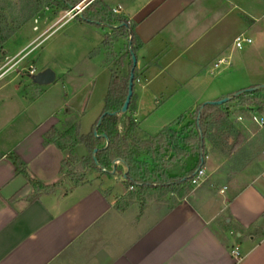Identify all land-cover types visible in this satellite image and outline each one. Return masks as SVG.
I'll return each mask as SVG.
<instances>
[{"label":"crops","instance_id":"0c3cea01","mask_svg":"<svg viewBox=\"0 0 264 264\" xmlns=\"http://www.w3.org/2000/svg\"><path fill=\"white\" fill-rule=\"evenodd\" d=\"M102 1L133 22L143 42L137 52L132 111L137 138L155 137L165 127L181 131L200 104L264 85L233 55L237 36L253 43L252 33L264 35V0ZM65 18L56 20V29L76 17L63 22ZM80 23L90 33L93 50L78 77L61 73L63 88L66 84L71 89H20L17 81L26 69L18 68L21 61L0 70V264H264V159L243 170L242 187L235 180L233 188L240 190L231 198L227 159L207 145L199 166L205 169V180L170 207L159 202L127 205L123 186L106 173L110 178L104 182L62 181L69 152L45 143V134L52 127L66 131L76 122L82 134L89 133L111 80L109 50L103 44L110 27ZM49 34H31L11 57L27 47L24 61ZM11 46L6 45L7 52ZM221 58L225 61L218 64ZM30 63L34 73L27 76L32 81L38 71ZM226 71L242 79L228 88L216 85ZM167 108L169 116L156 118ZM82 147H75L77 154ZM11 154L25 163L31 177L53 187L31 199L34 188L17 171ZM198 159V153L185 158L180 175ZM234 246L243 254L241 261L232 256Z\"/></svg>","mask_w":264,"mask_h":264},{"label":"trees","instance_id":"16d2710c","mask_svg":"<svg viewBox=\"0 0 264 264\" xmlns=\"http://www.w3.org/2000/svg\"><path fill=\"white\" fill-rule=\"evenodd\" d=\"M46 1L56 10H69L81 0ZM76 18L112 28L115 36L106 33L103 38V44L108 48L112 47L111 44L114 39L119 37L128 39L127 52L117 60V63L123 67L128 57L129 70L124 75L111 68V80L104 99L103 110L89 133H80V123L76 122L66 131H60L58 128L52 127L45 134V143H55L59 148L69 152L61 171L64 173L65 165H71L79 161L75 147L78 144H83L88 151V154L80 159L84 166L108 175L120 176L128 187H161L167 191H172L171 188L175 186L183 187L191 180L202 163L205 140L211 139L214 141L216 137V134L212 133L211 130L215 129L219 132L229 126L230 113L227 107H224L227 102L221 105L205 104L203 108H201L203 103L200 104L194 111L195 120L189 124L186 134L165 127L155 137L134 140L138 128L132 114L135 107L134 86L128 110L125 113L121 112L128 93L132 71L134 82L137 78V66L133 68L132 53L137 56V52L143 44L134 31V23L114 12L102 0L91 2L83 13L77 15ZM11 34L10 28L0 25V46ZM227 96H231V100H239L242 105L247 104L252 112L264 114V88L243 92L239 96H234V93H231L224 97ZM251 106H255L252 107L254 109ZM99 120L100 123L98 124ZM95 129L96 134L94 133ZM246 139V133L243 130H238L228 151L229 155L234 154L235 161L239 163L240 171L245 170L254 163L256 154L259 151L264 153V142H248L245 144ZM164 147L173 152L172 158L186 157L189 154L198 153L199 159L193 168L182 175L170 176L167 171V164L165 165L161 155ZM141 154H145L146 157L140 158ZM9 157L15 164L17 171L22 173L33 186L34 193L31 195V199L38 198L41 192L53 187V185H44L41 181L31 177L25 163L17 155L11 154ZM261 159H264V155L257 160ZM227 181L230 196L233 198L240 189L233 188L234 179L228 177ZM191 189L192 187H188V191Z\"/></svg>","mask_w":264,"mask_h":264},{"label":"rangeland","instance_id":"374dc122","mask_svg":"<svg viewBox=\"0 0 264 264\" xmlns=\"http://www.w3.org/2000/svg\"><path fill=\"white\" fill-rule=\"evenodd\" d=\"M66 12L59 13V9L57 12H55V8H53L46 0H0V25L3 27H8L12 31V34L8 37L4 44L0 46V70L6 72L14 66V63L21 61V65L18 66V68L26 67V69L23 70V74L19 76L20 79L17 81V83L22 84L20 89H49L50 85H53L50 89H71V87L66 84L63 88V84L60 82L61 73L65 71L64 76H66L69 71L70 74L76 75L78 77V75L87 69L89 65V57L86 54L93 50L92 41L87 39V35L90 33H88L89 31H87V29L82 26L80 23L82 20L79 21L78 18L73 19L69 24H62V26L56 29L55 22L57 19H61L65 16L66 18L63 20L64 22L67 18H69V16L66 15ZM21 17L22 19H20ZM105 30L109 31L110 34L115 36L112 28ZM50 32L51 34H49ZM45 33H48L49 35L31 50L33 53L24 61L23 51L27 47H25L15 57H11L16 48H21L23 44L30 40L31 34L33 36L38 35L40 38V35ZM251 36L253 38V43L248 46V49H246L247 45L243 47V50L242 48L241 50L237 48L236 53L234 52L233 54L235 56L234 59L237 61L240 60V62L245 61L249 65L248 69L250 73L255 75L257 78L264 79V35L256 37L252 33ZM113 41L114 42L111 44L112 47L107 48L109 50L108 63L111 68L116 69L121 74L126 75L129 70L127 64L129 58H126L125 65L123 67L119 66L117 60L127 52V39L125 37H119ZM7 44L12 45L8 52L6 51ZM17 44L21 45L18 46ZM241 53L243 54L241 55ZM30 62L35 64L36 70L38 72L46 69V66H48L47 68L52 69L56 74L57 83L52 82L42 86L32 83L30 78L27 76L28 72L31 70ZM18 68L16 67L10 74H8V77L6 76V78L8 79L13 74H15ZM241 79L242 78H237L231 73L227 74L226 71L224 75L218 78L216 85L222 86L223 88H228L237 80ZM1 82L2 81H0V83ZM5 89L14 88L11 86L5 87ZM231 99L226 104H224V107H227L230 113L229 126L225 128V130L219 132L215 129L211 130L212 133L216 134V137L214 141L211 139H206L205 147L208 145L213 153L226 157L227 160L225 162L224 170L227 173V177L237 180V185L242 186L241 181H243V178L241 177V173L243 170H239V163L235 161L234 154L229 155L228 151L230 150L235 134L238 130H243L244 133H246L247 139L245 144L248 142H264V127H259L249 121V115H251L252 111L250 108H245V105L247 106V104L242 105L239 100ZM252 107L255 106H251V108ZM170 113L172 112L169 108H167L166 110L157 112L156 118L160 116L165 118L169 116ZM239 115L244 117V123H241L237 120ZM194 120L195 115L192 113L191 123H193ZM188 128L189 127L186 126L181 130V132L186 134ZM137 139L140 138L134 137V140ZM167 149V147H164L161 154L163 162L165 165L167 164V171L173 172L175 176L180 175L182 170L180 168L181 165L185 164V158L191 156L192 154H189L186 157L172 158L173 152H170ZM87 154L88 151L86 148H80L77 154L79 161L71 165H65L62 181H69L71 184L93 182L98 180L104 182L105 180H108L107 178L112 176L111 178L115 182L121 184L124 188V194L121 196L122 199L127 200V205L135 203V207L137 208H139L140 203L147 205L148 203L156 202L162 203L164 205L163 207H170L171 205L178 203L180 199L190 196L195 187L198 186L193 184L190 180L183 187H172V191H167L161 187H128L125 184L123 178L120 176L110 175L109 177L107 176L108 174L105 175V173L84 166L80 162V159ZM263 155V151H259L258 154H256V160L251 165H254L260 161L257 159L263 157ZM144 157H146L145 154L140 155V158ZM188 187H192V189L188 191Z\"/></svg>","mask_w":264,"mask_h":264},{"label":"built area","instance_id":"2783aa9c","mask_svg":"<svg viewBox=\"0 0 264 264\" xmlns=\"http://www.w3.org/2000/svg\"><path fill=\"white\" fill-rule=\"evenodd\" d=\"M92 0H82L81 2H79L78 4L74 5L72 8H70V10L67 11L66 15L69 16V18H74L79 14H82V11L86 8V6L88 4L91 3ZM114 12H119V9L116 8L114 9ZM252 43V39L244 36L243 34L237 36L234 39L233 45L235 48H243L246 44H250ZM225 59L221 58L218 62L222 63L224 62ZM217 65V64H216ZM31 73H34V69L31 68L30 70ZM238 121H243L244 117L242 115H239L237 117ZM250 120L255 123L256 125H258L259 127H264V114L258 113V112H252L250 115ZM205 180V169L204 167H199L193 177L191 178V182L195 185H199L201 184L203 181ZM232 256L236 261H241L243 259V254L240 251V248L238 246H234L232 249Z\"/></svg>","mask_w":264,"mask_h":264},{"label":"water","instance_id":"95a60500","mask_svg":"<svg viewBox=\"0 0 264 264\" xmlns=\"http://www.w3.org/2000/svg\"><path fill=\"white\" fill-rule=\"evenodd\" d=\"M132 60H133V68H134L135 66H137V56L135 54H133V53H132ZM32 81L34 83H36V84H39V85L50 84V83L55 81V72L52 69H50V68H46L43 71H40L37 74L33 75L32 76ZM133 86H134V74H133V71H132L131 74H130V81H129V87H128V93H127V96H126V100H125L124 105H123V107L121 109L122 113H125L128 110V106H129L131 97L133 95ZM260 88H264V85H257V86L249 87V88H246V89H243V90H239V91L234 93V96H239L243 92L254 91V90H258ZM230 99H231V96H227V97H224V98L218 99V100L206 101V102L203 103L201 108H203V106L205 104H218V105H221V104H224V103L228 102ZM99 123H100V120H99L98 124ZM94 133L95 134L97 133L96 129L94 130ZM103 136H105V135H103Z\"/></svg>","mask_w":264,"mask_h":264}]
</instances>
